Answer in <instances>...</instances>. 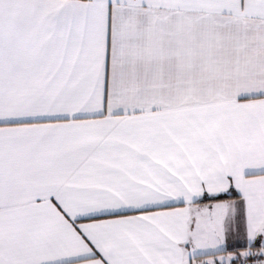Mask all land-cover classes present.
I'll use <instances>...</instances> for the list:
<instances>
[{"label":"snow or ice","instance_id":"obj_1","mask_svg":"<svg viewBox=\"0 0 264 264\" xmlns=\"http://www.w3.org/2000/svg\"><path fill=\"white\" fill-rule=\"evenodd\" d=\"M0 264H264V0H0Z\"/></svg>","mask_w":264,"mask_h":264}]
</instances>
